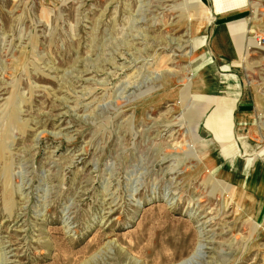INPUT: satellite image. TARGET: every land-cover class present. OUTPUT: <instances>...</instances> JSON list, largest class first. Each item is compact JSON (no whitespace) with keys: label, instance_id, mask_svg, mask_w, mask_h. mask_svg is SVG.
<instances>
[{"label":"rangeland","instance_id":"1","mask_svg":"<svg viewBox=\"0 0 264 264\" xmlns=\"http://www.w3.org/2000/svg\"><path fill=\"white\" fill-rule=\"evenodd\" d=\"M249 1L225 52L206 0H0V264H264Z\"/></svg>","mask_w":264,"mask_h":264},{"label":"crops","instance_id":"2","mask_svg":"<svg viewBox=\"0 0 264 264\" xmlns=\"http://www.w3.org/2000/svg\"><path fill=\"white\" fill-rule=\"evenodd\" d=\"M206 1L210 3L215 13L214 15L215 22L213 23V27H212L213 29H212V39H211L214 50L217 51V49H219L225 52L235 51V45H233L231 41L232 34L231 33L229 34L228 31L226 30V24L233 21H237V19H240L241 21H243L242 27L244 28L243 30H245V33L246 31L247 33H250L252 27L254 28L255 25L257 24V22L255 23V20L253 18H250L251 16L250 1L249 0H243V1L206 0ZM226 102L227 100L222 99L220 101V104L225 105ZM251 106H253L251 100L247 99L245 96H243L242 98L240 97V99L236 100L235 102L234 113L236 114V116L239 114L249 113L246 110L250 109ZM218 114H223V112L219 111L213 113V115L215 116H217ZM218 117L220 116L218 115ZM226 117L229 118L228 116H225V119H222L220 121L219 118L218 121L213 122V124L214 123L215 124L213 126H210L212 129H214L213 131H217L218 130L217 127L220 128V125H222L224 122L227 124L228 121H230L227 120ZM210 125H211V121H210Z\"/></svg>","mask_w":264,"mask_h":264},{"label":"built area","instance_id":"3","mask_svg":"<svg viewBox=\"0 0 264 264\" xmlns=\"http://www.w3.org/2000/svg\"><path fill=\"white\" fill-rule=\"evenodd\" d=\"M258 40L261 45H264V35L260 36Z\"/></svg>","mask_w":264,"mask_h":264},{"label":"bare ground","instance_id":"4","mask_svg":"<svg viewBox=\"0 0 264 264\" xmlns=\"http://www.w3.org/2000/svg\"><path fill=\"white\" fill-rule=\"evenodd\" d=\"M201 251V250H200ZM200 253V252H199Z\"/></svg>","mask_w":264,"mask_h":264}]
</instances>
